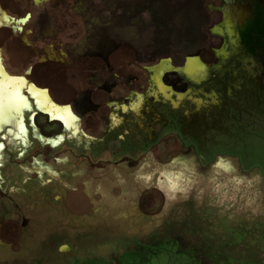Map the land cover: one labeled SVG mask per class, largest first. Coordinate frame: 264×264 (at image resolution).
I'll use <instances>...</instances> for the list:
<instances>
[{"label": "rangeland", "instance_id": "rangeland-1", "mask_svg": "<svg viewBox=\"0 0 264 264\" xmlns=\"http://www.w3.org/2000/svg\"><path fill=\"white\" fill-rule=\"evenodd\" d=\"M184 13H194V6L175 11L170 23L182 19L190 26L194 15L183 20L178 15ZM226 30L214 53L206 45L183 44L196 32L154 33L167 42L158 44V56L217 59L203 75L195 58L185 67L188 76L201 80L191 88V103L181 107L185 116L177 112L182 121L176 113L156 117L158 107L132 97L137 109L111 112L112 121L95 130L92 138L102 145H89L93 139L79 143L84 151L92 148L89 160L62 151L53 161L52 152L38 153L34 139L24 147L7 143L3 163L9 170L0 172V183L8 198L0 199V212L5 207L13 221L0 234L6 232L1 237L14 253L0 245V264H62L69 258H97V264H264V77L241 57ZM4 37L0 29V41ZM17 46L0 51L7 72L22 67L19 55L26 50ZM41 169L50 174L37 177ZM62 197L68 207L57 209ZM61 245L71 248L67 256L58 252Z\"/></svg>", "mask_w": 264, "mask_h": 264}, {"label": "flooded vegetation", "instance_id": "flooded-vegetation-1", "mask_svg": "<svg viewBox=\"0 0 264 264\" xmlns=\"http://www.w3.org/2000/svg\"><path fill=\"white\" fill-rule=\"evenodd\" d=\"M193 6L194 13L178 15L183 20L194 15L190 26L182 19L170 23L169 18L175 15V11ZM155 12L166 15L154 19ZM164 22L165 25L155 24ZM175 28L182 32H196L195 38L183 39V44L206 45L213 53L214 48H222L219 36L227 28L241 57L248 59L256 74L264 77V0H0V29L5 33L4 40L0 41V51L19 48L18 44L26 50L19 55L22 67L10 66L11 72H6L26 81L22 91L33 105L24 110L25 131L19 137L14 134V126L8 125L0 130V172L3 176L9 170V166L3 163L9 141L23 146L27 140L34 139L40 146L38 153L52 152L49 158L53 161L62 151L82 161L94 157L91 147L84 151L79 143L84 145L93 139L89 145H102L104 142L92 138L95 130L103 122L112 121L111 112L122 114L126 109L132 113L136 105L130 102L132 97L138 102L142 96L143 101H150L160 111L157 110L155 116L161 113L164 120L170 113H176L180 120L178 111L185 116L181 107L185 102L191 103L188 99L191 88L201 77L191 78L170 67L179 66L184 70L191 60L188 58L196 57L204 65L199 71L203 75L217 59H203L199 53L184 55L181 62L172 55L158 56L155 50L158 44L167 42L163 38L157 39L154 33ZM181 39L182 36L180 42ZM3 68L6 70L5 66ZM29 85L46 91L56 106L68 107L76 118L74 123L65 126L61 120L50 118L49 113L39 110L29 95ZM259 85L264 90V79ZM44 173L49 172L41 169L36 175ZM1 183L0 199L8 198ZM56 203L57 209L68 207L64 197ZM12 221L8 210L3 207L0 230ZM25 225L26 220L23 221ZM5 234H0V245L9 246L10 252L14 253L12 243L7 244L8 240L1 237ZM59 247L58 252L63 256H67L71 249L68 246L61 252ZM96 260L82 262L69 258L62 264H97Z\"/></svg>", "mask_w": 264, "mask_h": 264}, {"label": "bare ground", "instance_id": "bare-ground-1", "mask_svg": "<svg viewBox=\"0 0 264 264\" xmlns=\"http://www.w3.org/2000/svg\"><path fill=\"white\" fill-rule=\"evenodd\" d=\"M2 18H3V16H2ZM8 22H9V20H8ZM195 60H198V59H195ZM192 61L193 60L189 61L188 64H191ZM195 63H196V61H195ZM192 65H193V63H192ZM169 66H171V64ZM202 66H204V65H202ZM199 71H200V68H198L196 70V72H199ZM185 72H186V69H185ZM186 74H187V72H186ZM190 74H192V73L190 72ZM199 74H200V72H199ZM0 77H3L6 80L9 79V78H14V77H11L9 74H7L6 70L3 68L2 64H1V60H0ZM14 79H15V82L19 84V92H18L17 95H18V97L20 99L25 101V105L21 106L18 111L15 110V109L7 110L6 113L3 116V121H5V122L0 123V130H2V128L5 127V126L11 125L12 127L14 126V128H16V132L14 134H16V136H18V135H20V133H23L25 131V126H24L25 122L23 120L24 115H25L24 114V110L25 109H29V108L31 109V107L33 105H31V102L28 99V97L23 94L24 90L22 91V89L26 86V84H25L26 81L24 79H22V78H14ZM39 89H37L33 85H29V87H28L29 95L34 99L35 106L39 110H42L44 112L49 113L50 118H55V119L61 120L64 123L65 126H70L71 124H73L74 121L76 120V118L72 115V113L70 112L69 108L68 107L67 108H60V107L56 106V104H54L52 102V100L49 98L47 92L44 91V90H39ZM159 89L162 92L164 91L161 88H159ZM164 96L168 97L167 95H164ZM179 98H181V97H179ZM137 105H138V102H137ZM137 105H134V107L136 108ZM14 137H13V139H14ZM53 144H54V142H53Z\"/></svg>", "mask_w": 264, "mask_h": 264}, {"label": "snow or ice", "instance_id": "snow-or-ice-1", "mask_svg": "<svg viewBox=\"0 0 264 264\" xmlns=\"http://www.w3.org/2000/svg\"><path fill=\"white\" fill-rule=\"evenodd\" d=\"M19 84L14 78L4 79L0 77V123H3V116L9 109L19 110L25 105V101L18 97Z\"/></svg>", "mask_w": 264, "mask_h": 264}, {"label": "water", "instance_id": "water-1", "mask_svg": "<svg viewBox=\"0 0 264 264\" xmlns=\"http://www.w3.org/2000/svg\"><path fill=\"white\" fill-rule=\"evenodd\" d=\"M191 58H194V57H190V58H188V59L190 60ZM195 58H196V57H195ZM170 68H172V69L175 70V71H183V73H184L185 75H187L186 72H185V69L183 70V69L180 68V67H170ZM151 70H154V68H152ZM67 249H68V246H67V245H62V246L59 247V250H60L61 252L64 251V250H67Z\"/></svg>", "mask_w": 264, "mask_h": 264}]
</instances>
